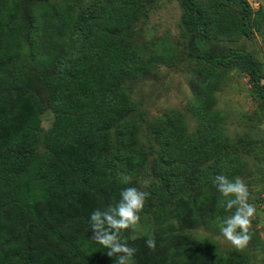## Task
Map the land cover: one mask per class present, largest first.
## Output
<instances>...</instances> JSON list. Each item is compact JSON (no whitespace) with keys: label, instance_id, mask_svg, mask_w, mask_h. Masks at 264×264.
<instances>
[{"label":"trees","instance_id":"16d2710c","mask_svg":"<svg viewBox=\"0 0 264 264\" xmlns=\"http://www.w3.org/2000/svg\"><path fill=\"white\" fill-rule=\"evenodd\" d=\"M152 1L109 0L110 5L92 13H79L73 22L79 35L67 51L59 48L60 41H47L49 33H55L53 27L41 32L45 36L38 42L42 63L55 67L45 81L53 121L42 155L37 153L42 105L18 76L6 81L2 69L8 65L9 57L0 52V264H117V258L109 257L107 249L91 238L89 220L71 203L77 207L79 197L87 195L100 201L101 210L114 205L120 199V191L128 187L125 175L134 173L139 165L137 156L141 154L136 144L124 136L113 142L110 136L112 126L129 111L119 88L135 56L129 47L127 55L122 54L128 48L117 37L127 30L142 5ZM177 1L181 22L191 34L189 55L214 66L248 70L264 95L259 62L241 50L212 56L200 49L199 43L208 32L207 13L194 0ZM0 17L5 20L6 16L0 13ZM3 25L7 26V22ZM3 25L0 30L7 32ZM206 84L204 76L202 85ZM212 124L213 121L202 126L196 138L185 136L178 125L160 131L157 138L162 153L154 165L159 184L152 186V191L149 189L144 209H161L153 204L157 195L181 206L179 197L184 187L202 180L214 186V176L223 174L232 179L238 172L239 160L230 162L228 167L222 165L219 148L223 140L212 133ZM212 157L215 160L207 168L201 167ZM38 171L47 180L53 203L46 214L44 208L36 210L30 202L29 183ZM206 201L207 197L191 204L194 222L212 220ZM30 217L40 234L22 238V225ZM169 234L155 231L131 236L129 229L121 238L136 249L134 264H244L243 255L223 256L214 244L201 246L200 257L197 250L188 253ZM149 237L156 241L154 251L146 246Z\"/></svg>","mask_w":264,"mask_h":264},{"label":"rangeland","instance_id":"374dc122","mask_svg":"<svg viewBox=\"0 0 264 264\" xmlns=\"http://www.w3.org/2000/svg\"><path fill=\"white\" fill-rule=\"evenodd\" d=\"M194 1L207 13L208 32L199 43L200 49L212 56L237 50L247 52L261 66L260 85L264 87V0ZM105 4L110 5L109 0L1 1L0 13L6 17L5 20L0 17V25L6 21L7 26H3L7 32L0 30V52L9 57L2 74L7 77L6 81L18 76L42 105L39 155L46 151V135L53 121L45 81L55 69L42 63L38 42L45 36L41 32L53 27L55 33H49L47 41L58 40L61 50H70L72 40L79 35L73 27L77 15L92 13ZM117 39L135 55L131 70L125 73L119 88L129 111L110 130L111 141L124 136L136 144L141 154L137 156L136 171L125 175L131 178L126 184L146 192L159 184L154 165L162 153L157 138L162 129L178 125L185 136L196 138L202 126H209L213 121L212 133L223 140L219 148L222 165L228 167L230 162L240 161L233 178L241 177L247 183L251 193L249 203L257 208L252 239L243 251H237L220 235L223 219L232 213L220 207L221 196L216 187L202 180L183 188L179 197L182 205L186 204L183 212H180L182 205L157 195V202L153 204L161 209H143L139 224L134 230L130 229L131 236L142 232H169L185 251L197 250L199 257L203 251L201 246L214 244L223 256L241 254L244 264H264V95L251 80L249 71L239 66H214L189 55L191 34L181 22L177 0H153L142 5ZM129 48L122 54L127 55ZM204 76L206 87L202 85ZM214 160L210 158L201 167L207 168ZM145 182L147 187H144ZM29 187L30 202L36 210L44 208L46 214L53 206L47 180L41 178L38 171ZM205 197V207L212 220L194 222L191 204ZM78 201L77 207L74 202L71 207L88 220L90 214L101 207L100 201L89 199L87 195H82ZM20 234L30 239L39 235L40 229L30 217L26 218Z\"/></svg>","mask_w":264,"mask_h":264},{"label":"clouds","instance_id":"9594fccd","mask_svg":"<svg viewBox=\"0 0 264 264\" xmlns=\"http://www.w3.org/2000/svg\"><path fill=\"white\" fill-rule=\"evenodd\" d=\"M125 182L130 183L131 178H126ZM212 183L221 196L220 207L232 213L223 219L220 235L235 250L243 251L252 239V222L257 212L256 205L249 203V186L241 177L229 179L223 174L214 176ZM147 186L145 182L144 187ZM149 195L137 187L128 186L120 191L117 203L104 210L96 209L90 214L91 238L107 249L109 257L115 256L117 264L133 262L136 249L121 237L124 231L134 230L139 224L140 213ZM145 243L150 250H155L156 241L153 237L146 239Z\"/></svg>","mask_w":264,"mask_h":264}]
</instances>
